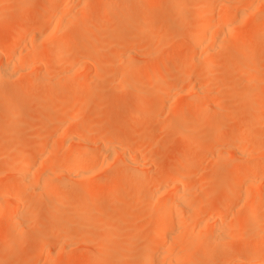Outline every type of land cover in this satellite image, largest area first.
Wrapping results in <instances>:
<instances>
[{"label": "bare ground", "instance_id": "obj_1", "mask_svg": "<svg viewBox=\"0 0 264 264\" xmlns=\"http://www.w3.org/2000/svg\"><path fill=\"white\" fill-rule=\"evenodd\" d=\"M28 1L30 2V0H16V2L21 3V8L19 9L17 16H15L13 19L15 23H18L20 25L18 30L12 34L10 33L11 35L8 34L7 36L4 34H0V55L2 54L3 56V54H5L6 52H8V54L10 52L14 54V52L17 51V47L19 48V43L23 40L25 35L27 33L29 34V32L33 29L35 30H33V36L32 34L30 35L32 37V41H29L31 37H29L28 39L29 42L27 45H30L26 47V45L23 43L25 47H23V49L22 47H20V49H18L17 51L18 54L24 52L22 54L23 57L22 55H17V52L15 53L21 61L24 58L25 63L23 62V64L21 65V61H17L18 58H14L15 56H12L8 59L7 57H5V54L4 57L7 59L5 62H1L0 64V84L3 78H5L7 81H11V79L15 81L14 78L17 79V77H28L30 79V84H33V87L29 84V88L25 87L27 89H30L32 87L31 89L33 90L35 83H41L44 88L48 90L64 91L71 89L75 84H80V87H84L87 86L89 83L93 82V79H91L89 76V72L92 68L91 66L93 65V63H95L94 58L96 60L97 57L94 56L93 58L89 55L87 49L88 46H85L79 50L77 48L72 47L74 46L72 45V41H74L72 39L74 37H72L71 39L70 34H72V36L73 34L74 36H77V33L75 35V32H72L73 30H71L70 28L72 25H70V20H74L75 16L73 17V15L78 14V12L76 13V10H78V8L76 10H73L74 14H71V12H73L72 8H76L77 6H79H76L75 3L76 7H74V2L76 0H44V5L42 7L41 14H36L32 12L29 8L27 9L25 4ZM134 1L146 2V7L144 6L145 8L141 12V15L145 16L156 4L155 0H129L125 4H127L128 7H133ZM195 2L198 3L195 7L193 19L199 20L200 24L193 32V34L188 38L189 47L185 52L186 61L183 65H179L177 66V68H175L176 74L172 75V77L170 78L172 86L176 87L177 85V88L181 87V90H185L188 87V84L190 85L195 82L194 80L193 82L191 80L192 78L194 79L193 76L194 73L197 71V66H199L200 64L203 65L204 63L206 67L205 70L208 69V63L206 62H209L208 60H210L214 55H217V52H219V50L223 49V42L226 38L233 37L234 39V36L237 32H250L252 35V39L251 41H242L239 38V42L236 44L235 48L233 47L234 50H232L234 52L244 51V54L239 60L235 61V63L237 62L238 64H235L234 66H238L239 64L245 63L250 64L252 68L253 65L256 64L258 66L257 70L261 65V68L263 67L264 43L262 45L261 42L264 40V19L262 18V21H258L259 18L258 20H256V17L254 18L253 16H251L249 9L252 10L254 8V4H256V7L259 4L264 11V0H178L177 7L180 12L185 11L187 8H193L194 6L192 5ZM120 3H117L116 0H99L96 3L98 4V7H96L105 13H111V16L113 17V12H116L115 9H117ZM251 6H253V8H251ZM80 8L82 7H79V9ZM81 12L83 14V18H86L84 12ZM52 13L53 16L51 15ZM49 14L52 16L51 18L47 17L49 16ZM65 14L67 16H65ZM70 14L72 15V17H68V15ZM129 19L130 17L127 20ZM165 24L166 23L163 21V18L158 15L152 18L149 27L146 30L147 36L153 37L151 45L152 47H150L151 50L149 51L155 52V49H157L156 47L159 46L158 43L160 41V34L174 33L175 26H167ZM181 24L183 25L184 23L182 22ZM36 25L42 26V29L36 30ZM159 27L160 29H158V31H155V28ZM65 29L66 31H64ZM70 30L72 33H70ZM122 34L123 33H121V35L119 36V39L116 38L117 40H115V42L113 43L114 46L112 45L114 47V50L116 51L115 53H113L115 54L113 55V58H118V60H120L122 63H128L129 61L131 62V58L133 57V53L135 52V50H140V46H142L144 42L146 44V40L140 44L139 40L142 41V39L135 40L133 39V37H128L129 35H127L126 33H124L125 35L123 34L125 37H123ZM231 39L230 41L232 42L233 39ZM108 41L110 42V40ZM111 41H113V39ZM227 41L228 43L230 42L229 40ZM80 42L81 40H79V43ZM44 45L47 48L51 46L55 48H53L54 50L51 48V50H49L48 52V55H50L53 51V56L50 55V58L52 57V61L50 59V63L48 65L46 61L48 55L41 49V47H43ZM85 45H87V42ZM146 45H144L143 47H146ZM227 45L228 44H226L225 46ZM139 47L140 49H138ZM225 48L228 49L229 46ZM89 49H91L90 46ZM146 49H148V47ZM12 53L10 54V56L13 55ZM25 54L27 55L25 56L26 58L24 57ZM148 56H146L145 58H147ZM82 57H84L83 60H85V62H83V64L81 65H78V63L82 60ZM1 58L3 59V57ZM74 58H77L75 59L76 61L80 59L78 60L79 62L77 61L76 63H72V60L70 64L69 59ZM66 59H68L69 61ZM166 59H168V57ZM16 61L21 65L20 67H18L19 64H16ZM66 61L69 64L66 63L67 65L62 66V64H64ZM252 63L253 65H251ZM15 66H17L18 68ZM109 66L110 65H108V67ZM111 66H113V64ZM44 67H46V70L45 72L43 71V74H41L42 72L40 73V71L43 70ZM251 67L249 69H251ZM33 69L36 71L31 72V70ZM254 69H251L250 73H246L247 71H244L245 73L242 74V77L244 78L243 80L242 78L240 80L242 81L241 83H243L244 85L241 87L244 88V95L246 99L248 97L250 98L255 96V92L248 88L252 81H257L256 76L258 77V75L256 73L258 71L254 73L256 76L254 78H251L254 76ZM205 70H203L201 73L200 78L202 79L203 77L205 78L208 75V72L211 71V69L210 71L208 70V72ZM157 71L160 72V70ZM128 72L130 73V75L132 74L131 78L129 74L128 76L126 75ZM128 72L127 68L125 67L122 71H120V74L130 78V81L128 83H130L133 78V81L128 85L131 89L136 90L142 87V89L144 88L145 90L147 87L144 84H151L152 82L151 81L148 83L147 80V82L145 80H142L144 78H141V73H138L141 79L139 77L135 79L136 76L133 77L132 70H128ZM153 73L155 74V72ZM209 74H212V72H210ZM155 75L157 76V72ZM154 77L152 80H155ZM259 77L260 78H258V82H260L261 80L263 81V76L260 75ZM214 81L216 82H207L205 80V83L202 85L196 84L197 87L195 85V87L191 85L187 88V93L190 94V98L184 96L186 99L182 100L183 97H181L182 99L180 98L181 100L178 99V101H181L177 105L178 113L182 114L180 116H183V113H185L188 108L193 107L195 108V112L194 114H192V117L194 119L198 117L196 123L193 124L191 121H188L190 120V116L189 118L187 117L188 120L184 119L185 115L183 116V124L185 123L186 125V123H192L191 125H184V128L187 131L185 132V138H188L189 135L187 134H192V132H196L197 135V131L203 132L204 138L199 137L197 141L195 140L194 145L190 147V149L192 150L187 148L189 147L187 146V144H181V147L187 146L186 148L190 150L189 152H187L188 156L185 154V157L183 156V159H181L182 161L179 160L181 162H173L169 167L165 168L163 170V173L161 172L162 174H160L159 176H155V174H150L151 170L154 168L155 165L151 160L149 161L146 159L147 157H145L147 152L148 155H150L151 153H149V150L145 147L144 142L150 141L155 136V133L153 131L149 130L148 132H146V134L141 135V138H139L135 142L123 137H115L111 135L109 136L106 134H102L100 131H92V133L86 132L81 134L79 133V128L82 123H80L79 121L77 122V120L81 119V116L84 117L87 113V107L90 106V99L87 100V107H85L84 105V109L76 110L74 112V115L69 112L70 110H68L67 107H64L61 111H58L57 114L53 112L52 108L48 107L46 109L47 124L45 125V127L43 126V129L41 130V135L38 136V142H29L27 144H22L23 142H21V144L20 142L18 143L20 144L19 147H21V149H17V151H20L19 154L20 159L22 160V162L20 163L22 166V171L19 173V160L14 157V159H11L10 165L6 173H0V224H2V227L4 226L5 228H9V230L11 229L14 231L13 241H16L17 239L21 238L23 236V231L27 228V226H21L24 223V208L26 209L30 206L36 207L38 205V202H36L32 197L27 196V192H29L28 190L36 192L40 196V200L47 199L50 202L48 204H50L51 207V211L47 212V214L50 213V216L52 217L57 215L58 212H60L61 219L59 222L60 225H58L59 227L61 226L60 232L63 241L61 240V246L59 247L58 245V248L56 250L54 247L51 246L53 244L51 237H45L41 239L39 243L40 253L44 254V260H46V257H48L49 253L51 252L49 246H51V248H54V250L58 253V249L64 248V246L69 241V237H72L71 234L73 233H71L69 227L77 224L79 225V222L81 221L82 223L84 222L87 224L88 219L90 220V224L85 225L89 226V228L92 227L91 231L86 233V238H83L80 235L78 239L82 237L86 242H89L90 237L94 233L93 231L95 230V228L91 226L94 225V223L92 222V217L89 216L88 213L92 215V213H95V211H97V206H102V204L104 205L105 202L109 203L107 201H109V198H111L112 196L109 192V196L105 195L107 194V187H110V192H112L114 196H116L117 193H120L121 189L127 190V192L125 191L127 195L131 193V191H133V193L130 195L133 197L135 195L138 196L140 194L148 192L149 190H153L157 199L153 201L145 200L143 204L138 205V202L140 201L137 200L136 196L134 197V199L135 201L137 200V208L132 209L133 207L127 206L122 207L123 209L121 208V210H114V212L117 211L115 212V220L112 221L109 225H107V229L105 230L107 233L100 240H98L96 244H93L94 242L86 243L90 244L91 246V253L86 258V264H93L95 262V257L99 258V262L101 264L108 262L109 260H111V256H113L114 254H119L120 262H125L129 260L132 251L129 250V248H127L126 246H123L122 248L114 252H103V248L109 243H111L114 238H117V235L114 234V232L117 233L120 228L125 225V223H127L124 227L126 233L124 232L122 234V236L125 238L124 245L130 243L132 238H134L135 235L141 233L145 228L153 229V232L149 235L145 243L144 264H212L213 260L215 259V254L209 253L210 247H212V245L215 243L222 244L223 242H225V239L231 238L239 228H237V222L235 221L240 220V218H242L243 221L245 219L244 222L246 224L252 226L254 225L255 228L253 227V229L255 230H253L251 234L249 233L248 238L255 245L251 247L250 243L249 247L251 248L247 249L248 258H246V256L244 259L245 262H238V264H264V222H261L262 220L264 221V216L263 214H261L262 212L260 209L262 208V206H264V204L261 206V204L264 203V188L262 187L263 190H260V187L264 185V164L260 162V160H258L257 158H253L251 156V153L253 152H250L252 150L249 151V149H253V146H250L252 142L249 141L250 144H248V141H246L245 139V141L243 140L247 132H251V130L254 131L257 126L263 124L264 108H261V111V109H259L257 105L256 107H254V105L250 107V109L253 107V109L250 110L252 117L251 126L245 129L232 128L230 126V123L226 119L214 117L212 116L210 111H207L206 113L200 112L201 110H203L206 104L209 106V110H214V106L217 109L218 103L216 102L221 99V96L216 97L215 100L213 98L214 95L213 97H208L209 99L213 98V101H211V99L210 101L209 99L206 100L207 98L203 99L208 94L209 96H212L211 91L215 89V85L219 84L216 78ZM7 91L5 92L6 94L9 92ZM182 91L178 92L182 93ZM168 92L170 91H168L167 88L165 100L162 103V107L165 105L164 110H166L167 113L173 107V103L169 102L173 99V96L171 95L172 99L170 100V93L168 95ZM27 93L31 94V90H28ZM183 93L185 92L183 91ZM205 100L209 102H205ZM251 100L253 99L251 98ZM66 105H69V103H67ZM3 106L6 107V109L9 108V105H7L6 103L4 104V102H2L1 107ZM135 108L136 109H134V112L126 118V122L133 121L134 118L143 120L144 118H146V116L141 111H139L140 109L138 104L135 106ZM216 109L214 112H217ZM74 110L75 108L73 109V111ZM155 111L159 112L158 107H156ZM172 111L173 110H171L170 112ZM12 113L7 118L8 121L20 116L22 112L21 110L17 109L14 110V112L12 110ZM67 113H71L73 116H71L70 118L67 117L66 119H69V122L65 120L68 123H66V128L62 127L61 130H59V132H62L61 136H64L63 132L66 131V136H64L67 137L65 138L66 143L62 147L59 146V150H57V148L55 151H52V149H55V138H52L54 136H57L58 133H56V131L58 132V130L53 129L54 125L53 127H51V122L57 120L60 117H64V115H67ZM176 117L179 118L178 116ZM97 122L99 123V119H97ZM176 122H178L177 125H183L181 123V118L175 121V124ZM55 126L57 125L55 124ZM86 126L87 125H85L84 128L88 129V127ZM178 127L183 130V126ZM62 129L65 131H63ZM214 131H216V134L212 141L209 137ZM225 132H232L236 136V138H234L235 140L233 139V144L232 142L228 144V147L230 148H228V150L230 152H227L231 153V158H229L230 160L226 159L227 161H229L227 166L228 171L223 172L221 168V170L219 169V172L221 171L219 177L222 180L224 179V181L222 182L223 186L221 185L222 187L220 193L222 199L219 203H215V206H212V202L207 203L208 205L206 203L200 204L199 192H201V189H205L204 186L206 184L202 180L203 178L204 180H208V178L214 176L215 171L213 169L205 171L204 169L206 168L203 167L205 159L203 157L193 158V153L201 147H206L210 150L214 146V148L211 149V153L210 151H207L208 154L210 153V156L212 154V157H210L208 154L207 155L208 157L212 158L213 162L216 163L220 161L222 163L224 160L225 163L220 164L224 166L227 163L225 161V156L229 154L225 152V145L227 146V144L223 143L224 145H222L220 139L225 134ZM142 133H144V131H142ZM64 137L62 138V143L64 141ZM58 138H60V136L57 137L56 140ZM192 141L194 142L193 139ZM217 141L220 142L218 143V145L221 144V148L222 146H224V148H222L223 150L221 151V155L213 154V149H216V147H218V145L215 147ZM14 145L16 146V144ZM262 147L264 146H259V148ZM248 151L249 153L247 154ZM47 152L48 154H51L48 155L46 154ZM52 152H54L55 154ZM225 153H227V155ZM249 154L250 156H248ZM32 158L33 161H30L32 160ZM60 158L61 160H63V162L60 160L63 163H61V168L60 165H56L57 161V164L60 162ZM206 159L208 160V158ZM111 161L113 163L110 165ZM147 161L148 164H146ZM54 166L56 169H52ZM39 167H42L43 171L37 170V168ZM58 167L59 169L57 170ZM218 167L219 166L217 164V168ZM217 168L215 167L214 169ZM34 169L37 172L41 173L38 176H35L37 173H35L36 171ZM55 170L56 172L54 173ZM129 170L131 171L129 172ZM140 170H145V173L142 174L145 177H141V175L139 174ZM100 171H102V175H100L101 177H96V174L98 175V172ZM13 175L18 176L19 180L14 183H10V180ZM226 177L228 179V183L226 182L227 184L225 185L224 183ZM64 180H66V182L69 181L75 183L77 187L75 185L76 188H72L73 184L70 183L72 184V187L70 186L69 188V186H65L64 193L61 194L64 197H60L59 195V197L54 198L56 195L54 197L53 195H51L52 191L54 190L53 188L60 185L63 186ZM111 185L114 186L113 188L116 189L117 192L111 188ZM111 189L113 191H111ZM129 190L130 192H128ZM114 192L116 193L114 194ZM70 195H74L76 196V200L78 198L80 199V201H82L80 205L83 207V209L82 207H80L79 209H82L83 211L75 209L74 211H79H76L78 212V214H76L75 212H70V203L67 200V197ZM243 195L244 199L242 200ZM51 197L53 198V200L51 199ZM120 197L122 196L119 195L118 199L117 196L112 197L111 200L116 198L117 201L120 203L122 201L130 202V197L128 199L124 198L125 196L122 197L124 198V200H121ZM234 198L236 202L234 201L235 203L233 205L232 200H234ZM49 199H51L52 201H50ZM237 200L241 201L238 202ZM123 202L122 204L126 205V203ZM53 205L55 206V208L52 209V207H54ZM232 206L238 208L236 209L233 207L237 210H235L234 213L232 212V210L230 212ZM93 209L95 210L93 211ZM61 210L64 213H62ZM89 211L93 212L90 213ZM228 213L234 214L233 216H230L229 214L230 219L233 218L231 221L235 219L234 223H232L231 221L230 223L229 221L226 222V217H229ZM259 214L260 216H258ZM261 215L263 217H261ZM261 218L263 219L260 221ZM86 220L87 222H85ZM17 227L20 228L17 229ZM95 227L97 228L96 225ZM74 239L76 238H73L72 243L71 241H69L72 246L76 243H73L75 241ZM78 239H76L77 242L82 241L83 243V239ZM70 243L69 245L71 246ZM214 246L215 245H213V247ZM155 252H157V254H155ZM187 252H190V255L193 254L192 257H189V254H187ZM59 253H64L63 249L61 250V252L59 251ZM186 255L189 258H186ZM38 256L32 257L29 261V264H37V261H41L43 256H40L41 259L38 258ZM69 257L65 258L62 264H69ZM234 257L231 255V257L229 259L227 258L226 261H230ZM221 263L225 264V260L224 262H220V264ZM0 264L5 263L4 261H0Z\"/></svg>", "mask_w": 264, "mask_h": 264}, {"label": "rangeland", "instance_id": "obj_2", "mask_svg": "<svg viewBox=\"0 0 264 264\" xmlns=\"http://www.w3.org/2000/svg\"><path fill=\"white\" fill-rule=\"evenodd\" d=\"M98 1L99 0H76L74 2V7H76L77 5L79 6H77L76 8H72V11L78 8V10H76V13L78 12V14L73 15V17L75 16L74 20L72 19L70 20V25L72 24L70 27L71 30H73L72 32H75V35L77 33V36H74V34L72 36V34H70L71 39L72 37L75 38V39L74 38L72 39L74 40L72 41V45H74L72 47L77 48L79 50L85 46H88L87 49H88L89 55L93 58L94 56L97 57L96 60L94 58V62L96 63V65L95 63H93V65L91 66L92 68L89 72V76L91 79H93V82L90 81L91 83H89L87 86H84V87H80L79 86L80 84L79 85L75 84L69 90H64V91L63 90H55V91L53 90L52 91V90H48L44 88V86L41 83L40 84L35 83V86L32 90L31 88L33 87V84H30V79L28 77L26 78L17 77V79L14 78L15 81H13V79H11V81L10 80L7 81L5 78H3L0 84V173L1 172H4V174L6 173L10 165L11 159H14V157H16L17 160H19V163H18L19 173L22 171V166L20 164L22 162V160L20 159V154H19L20 151H17V149H21V147H19L21 142H23L22 144H27L29 142L30 143L38 142L39 140L38 136L41 135V130L43 129V126L45 127V125L47 124V120H46L47 110L46 109L48 107L52 108L53 112L56 114L58 111H61L64 107H67V109L70 110L69 112H71L74 115V112L76 110L84 109V105L85 107H87L86 106L87 100L90 99V102L88 101L90 103V106L87 107L89 110L86 108L87 113L85 114V116L84 117L81 116V119L77 120V122L79 121L80 123H82L81 126L79 125L81 128V131L79 128V133L81 134L86 133V132L92 133V131H100L102 134H106L109 136L111 135L115 137H123V138H127L135 142L139 138H141V135L146 134V132H148L149 130L153 131L155 133V136L150 141L144 142V144H145V147L149 150V153H151L150 155L147 154L148 152L146 153V156H145L147 157L146 159L149 161L151 160L153 164L155 165L154 168L151 170L150 174H153V175L155 174V176H159L160 174H162L163 170L169 167L173 162H178L179 160L183 159V156L185 154L188 156L187 152L192 150L190 149V147L194 145L195 140L197 141L199 137L204 138L203 132L201 131H197V135H196V132L194 133L192 132V134L189 133L187 135H189L188 138L189 137L190 138L189 139L185 138L186 136L185 132L187 131L184 128L185 123L183 124L182 120L184 119L188 120L187 117L189 118L190 116L189 118L190 120L188 121H191L193 124L196 123L198 117H196V119L192 117L193 116L192 114H194L195 112V108L193 107L188 108L185 111V113H183L186 117V118L184 117V119H183L184 115L180 116L182 114L178 113L177 111V105L179 104V102H181V101H178V99H180L181 97H183V99L181 98L182 100L186 99L184 96H187V98H190L189 96L190 94L187 93L188 92L187 88L189 86L195 85L197 87L196 84L202 85L205 83V80L207 82L208 81L216 82L214 81L216 78L219 84L215 85L217 87L214 86L215 88V89L213 88L214 90L211 89L213 91V92L211 91L212 96H209L208 94L203 99L207 98L206 100H208L209 99L208 97H213L214 95L213 98L215 100L216 97L221 96V99H220L221 101L219 100L218 102H216L218 103V105L216 104L217 109L214 106L213 107L214 110H209L208 109L209 106L206 104L205 105L206 108L204 107L203 110L201 111L199 110V111L203 113L210 111L212 116L226 119L230 123V126L232 128H240V129L249 128V126H251V119H252L250 110L253 109V107L251 109L250 107L253 105L254 107H256L257 105L259 109L264 108V84H263L264 83V79H263L264 70H262L264 69V64H263V67L261 68L262 66L261 65L258 68V70H257L258 66L255 63H254L255 65H253V63L251 64L253 65V68L250 66V64H245V63L239 64L238 66H234L235 64L236 65L238 64L237 62L235 63V61L239 60L243 56L244 51L234 52L233 50L236 44L239 42V38L242 41H245V40L251 41L252 35L250 32H237L234 36V39L233 37H231L233 40L231 38H226L223 42V49L219 50V52H217V55H214L215 57L213 56L210 60H208L209 62H206L208 63V66H207L208 69L205 70L206 67L204 63H203L204 65L203 66L198 62L200 65L197 66L198 67L197 71L194 73V76H193L194 79L192 78L191 80L192 82L194 80L196 83L190 82L192 84L190 85L188 84V87L185 90L182 89L185 92L183 93V91L181 90V87L177 88L178 87L177 85L176 87L171 85L170 78L172 77V75L176 74L175 68L185 63L186 61L185 52L187 48L189 47L188 38L193 34V32L196 30V28L200 24L199 20L193 19V15L195 13V7L197 6L198 2H195L192 5L194 6L193 8H187L185 11L180 12V10L177 7L178 0H155L156 1L155 6L145 16V15H141V12L146 7L145 1H140L141 3L138 1H134L133 7L132 6L128 7L127 4L125 3L128 2L129 0H116L117 3L121 2L120 3L121 5L120 4L118 5L117 9H115L116 12H113V17H112L111 13H108V12L105 13L99 10V8H97L98 4L96 3ZM136 2H138L139 5ZM43 3H44V0H35V1L30 0V2L28 1L25 5L27 9L29 8L32 12L36 14H41L42 7L44 5ZM75 3H76V6H75ZM253 6H251V8H253L252 10L249 9L251 16H253L254 18L256 17V20H258L259 18L258 21H262L264 19L263 8L259 4L257 5V7H256V4H254ZM79 7H82V8L79 9ZM20 8H21V3L16 2V0H0V34H4L7 36L8 34L11 35L12 33L18 30L20 25L18 23H15L13 19L15 16H17ZM81 11L84 12V15L86 16V18H83V14ZM71 14H74V11L71 12ZM71 14L68 15V17L70 16L72 17ZM51 15L53 16V13ZM51 15L49 14V16L47 17L51 18L52 17ZM157 15L163 18V21L166 23L165 25L175 26L174 27L175 31L174 33H171V34H160V41L158 43L159 46L157 45L158 47H156L157 49H155V52H152L149 50H151L150 47H152L151 45H152L153 37L147 36L146 30L149 27V24L152 18ZM65 16L67 15L65 14ZM129 17L130 19L127 20ZM177 19L179 20V22ZM182 22L184 23L183 25L181 24ZM41 27L42 26L36 25V30L38 29L41 30L42 29ZM158 29H160V27L155 28V31H158ZM33 30L30 31L29 34L27 33L25 35L26 38L24 37L22 40L23 42L21 41L19 43V48L17 47L16 49L17 51L18 49H20V47H22L23 49L25 45L26 47L30 45V44L29 45L27 44L29 41L30 42L32 41V37L30 35L32 34L33 36L34 31H35ZM71 30H70V33H72ZM64 31H66V29ZM80 33H81V36H80ZM121 33L123 34L126 33L127 35H129L128 37H133V39L135 40L142 39V41L139 40L140 44L146 40V44H147L146 45L144 42V44L140 46L141 49L140 47L138 48L140 50L136 49L135 50L136 53L135 52L133 53L134 58L132 57L131 58L132 60L130 59L131 62L129 61L128 63H122L120 60H118V58H115V59L113 58L114 57L113 55H115L113 53L116 52L114 50L113 43L115 42V40L119 39V36L121 35ZM124 35L123 37H125ZM29 37H31V39L28 41ZM112 39L113 41H111ZM230 39L232 40V42L230 41ZM79 40H81L82 43L81 42L79 43ZM108 40H110V42ZM227 40H229L231 43L233 42L235 43L233 44H231L230 42L228 43ZM86 42H87V45H85ZM23 43L25 45H23ZM261 43L263 45L264 40ZM226 44H228L227 46H229L228 49L225 48L227 47L225 46ZM144 45H146V47H143ZM89 46L91 49H89ZM43 47H41V49L43 52L47 53V55L49 54L48 53L49 50H51V48L52 49L54 48L53 46L48 47V48L46 46L44 48ZM147 47L148 49H146ZM17 51H15L14 54ZM150 52L152 55L150 54ZM11 53L12 52L8 54V52H6L5 57L9 59V57L15 56L14 58H18L17 61L19 62L20 59L17 55L21 56L24 52H22L21 54H18L17 52V55L16 54L14 55L12 53L13 55L10 56ZM5 54H3V56L2 54L0 55V64L1 62L3 63L6 61L7 58L4 57ZM50 55L53 56V51ZM50 55L47 56V60H46L47 65L50 63V59L52 61V57L50 58ZM25 56L27 55L25 54L24 57ZM146 56L148 57L145 58ZM1 57H3V59ZM167 57L168 59H166ZM77 58L69 59L70 61L68 59L66 60H68L69 63L72 62V60H73L72 63H76L78 60H80L78 59L76 61L75 59ZM83 59L84 57H82V60L80 62L78 61L80 63V64L78 63V65H81L83 64V62H85V60ZM18 62L16 64H19ZM23 62L25 63L24 58L22 59L20 64L22 65ZM66 63L68 62L66 61L64 64H62V66L67 65ZM20 64L18 65V67L21 66ZM112 64L113 66H111ZM108 65L110 66L108 67ZM125 67L127 68V72L128 70H132L133 77L136 76L135 79L139 77V74L141 73L142 75L141 78H144L142 80H145V81L147 80L148 83L152 81L151 84L145 83L144 85H146L147 87L145 90L144 88L142 89V87L136 90L129 88L128 85L133 81V78H132V81L128 83L130 81L132 74L130 75L129 72L126 74L127 76L129 74L130 78L120 74V71H122ZM250 67L251 69L255 68L254 69L255 71L252 70L253 74L258 71L256 73L258 77L255 74L253 77L250 76L251 78H254L256 76L257 81L255 82L254 80L249 85L248 88L251 89L253 92H255V96L250 97V98L248 97L247 98L248 100H247L244 95V88L241 87L244 85L243 83H241L242 81L240 80L241 78L242 80L244 78L242 77V74L245 73L244 71H247L246 73H250V70H251L249 69ZM209 68L211 69V71ZM45 70H46V67H44L43 70L40 71V73L42 72L41 74H43ZM157 70H160V72ZM203 70L207 72L209 70L210 72H212V74H209L210 72H208V75L205 78L203 77L202 79L200 78V76ZM33 71H36V70L34 69L31 70V72ZM153 72H155V74L157 72V76ZM260 75L263 76V78L261 77L263 81L261 80L260 82H258V78H260L259 77ZM153 77L155 80H152ZM199 78L201 79V81ZM29 84L32 87L30 89H27L30 87ZM167 88H168V91H170L167 93L168 95L170 93V100L172 99L171 95L173 96V99H172L173 101L171 100L169 102L173 103V107H174L170 109V111L171 110L173 111L172 112L168 111V113L166 112V110H164L165 105L162 107V103L165 100ZM28 90H31V94L27 93ZM6 91L9 94L8 93L6 94L5 93ZM178 91H182V93L181 92L179 93ZM171 93H173L174 95ZM213 98L212 99L210 98L211 101H213ZM251 98L253 100H251ZM206 100L205 102H209ZM249 100L252 102H250ZM2 102H4V104L6 103L7 105H9V108L6 109V107L4 106L1 107ZM67 103H69V105H66ZM137 104L139 105V109H140L139 111H141L146 116V118H144V120L134 118L133 121L126 122V118L130 116L131 113L134 112V109H136L135 106ZM73 107L75 108L74 111H73L74 109ZM156 107H158L159 112L155 111ZM17 109L21 110L22 112L21 115L8 121L7 118L11 115L12 110L14 112V110H17ZM215 109L217 110V112H214ZM68 113L67 115H64V117H60L57 120H54L53 122H51V125H52L51 127H53L54 125L53 129L58 130V132L56 131V133H58L57 136H54L52 138V139L55 138V142H54L55 149L54 150L52 149V151H55L59 146L62 147L66 143L65 138L67 137H64L66 136L65 134L66 131L63 130L64 129L63 128L62 130L65 132H63L64 136H61L62 132H59V130H61L62 127L66 128V123L69 122V119H66V118L67 117L70 118L71 116H73L71 113L70 114ZM263 114H264V110H263ZM176 116L178 117L180 116L179 118H181V123L183 125H177L178 122H176L175 124V121L179 119ZM97 119H99V123L97 122ZM192 123H186V125H191ZM55 124L57 126H55ZM85 125H87L86 127H88V129L84 128ZM82 126L84 130L82 129ZM178 126H181V127L183 126L184 131ZM257 127L254 129V131L251 130V132L250 131L247 132L243 140L245 139L246 141H248V144H250L249 141L252 142L250 146H253L252 147L253 149L251 148L249 149V151L252 150L250 152H253L251 153V156L253 158L254 157L257 158L258 160H260V162L264 164V147L259 148V146L260 147L264 146V122L263 124ZM142 131H144V133H142ZM215 134H216V131L212 132L211 136L209 137L212 141L215 137ZM58 135L60 136V138H58L57 139L58 141H57L56 138L59 137ZM63 137H64V141L62 143ZM234 138H236V136L232 132H225V134L220 139L222 142L221 143L222 145L227 144V146L225 145V152L229 151L228 144H230L231 142L233 144L235 140ZM192 139L194 140V142L192 141ZM219 141L216 142L215 147L218 145V143H220ZM19 142L20 144H18ZM14 144H16V146ZM181 144H184V145L187 144V146L189 147L183 146L184 147L183 148L181 147ZM221 144H219L218 147H216V149H213L214 153L213 152L212 153L214 155L222 154L221 151L223 150L222 148H224V146H222L221 148L220 147ZM186 147L189 148L190 150L187 149ZM256 147H258L259 149ZM59 148L57 150H59ZM212 148H214V146ZM211 149L209 150V148L201 147L196 152L193 153V158L203 157L205 159V162L203 163V167L206 168V169L204 168L203 169L205 171L212 170V169L215 171V175L208 178L209 181L207 179H205L206 180L205 181L204 178L203 180L201 179L206 184L204 186L205 189H201V192H199L200 193V197H199L200 204H204V203L207 204L209 202H212V206H213L215 203H219L222 199V196L220 193H221V187L223 186L222 182L224 181V179L222 180L219 177L220 176L219 174L221 172V171L219 172V169L221 168L223 172L228 171L227 166H228L229 161H227L226 159L230 160L229 158H231V155H230L231 153H229L230 151L227 152L230 156L227 155V153H225L228 156V158L227 156H225L226 157L225 161L227 163L223 166L220 164L225 163L224 160L222 163L221 161L216 163V162H213L212 158H210L212 157V154L211 156L209 155L211 153ZM207 151L208 152L210 151V153L208 154ZM249 151L247 152V154L249 153ZM46 154H48V152ZM207 154L210 157H208ZM248 156H250V154ZM206 158H208V160ZM60 160L61 158L59 159V161ZM30 161H33V158ZM61 161L63 162V160ZM61 161L58 164H57L58 161L56 162V165L57 166L60 165V168H61V163H62ZM112 163L113 162L111 161L110 165ZM146 164H148V161ZM217 164L219 166L218 168H217ZM55 166L52 169H56ZM215 167L217 169H214ZM39 168H37V170L43 171L42 167L40 169ZM58 169L59 167L57 168V170ZM130 171L131 170H129V172ZM55 172L56 170L54 171V173ZM35 173H37L35 176H38L41 172L39 173L36 171ZM144 173H145V170H140L139 174L141 175V177H145L144 175H142ZM100 175H102V171L98 172V175L96 174V177H101ZM225 179L226 180L224 184L226 185L228 183V179L227 177ZM18 180H19L18 176L13 175L10 180V183L12 182L14 183ZM70 183L72 182H69V181L66 182V180H64L63 186L60 185V186L53 188L54 190L52 191L51 195H53V197L56 195L54 198L59 197V195L60 197H64L61 194L64 193L65 186H69L70 188V186L72 187V184H73L72 188H74L76 185L75 183H72V184ZM111 186H112L111 188L114 191H116V189L113 188L114 186L113 185ZM262 187L264 188V185L260 187V190H263ZM109 188L108 187L106 188V193H107L105 194L106 196H109L108 194L109 192L112 197L117 196V199L119 198V195L122 197L125 196L124 198L126 199L130 197V200H129L130 202L122 201L123 203H126V205H123L122 202L121 203L118 202L116 198L111 200L112 198L111 197L109 198L111 201L110 200L107 201L109 203L105 202L106 204L104 203V205L102 204V206H99V207L97 206V208L95 207L97 210L95 211V213H92L95 209H93V211L91 212L89 211L90 213H92V215L89 213L88 215L92 217L91 219H92V222L94 223V225H91V226L95 228V230L93 231L94 233L92 234L89 240L90 243L94 242L93 244H96L97 241L100 240L107 233L105 231L107 229V225H109L112 221L115 220V216H116L115 212L117 211L114 212V210H121L122 207H127V206L133 207L132 209H134V208H137L139 204L140 205L143 204L145 200L153 201L157 199L153 190L152 191L149 190L148 192H145L138 196L137 195L134 196V197L137 196L136 197L137 200L142 202V203L138 202V205H137L136 204L137 200L135 201L134 197L130 196L133 193V191H131V193L127 195V193H125V191L127 192V190L121 189L120 190L121 192L117 193V195L114 196L113 193L110 192ZM112 189L111 191H113ZM28 191L29 192H27L28 194L27 196L32 197L36 202H38V205L36 207L30 206L26 209L24 208L23 210V222L24 223L21 226L22 227L27 226L26 230L23 231V236L17 239L16 241H13L14 231L11 229L9 230V228H5L4 226L2 227V224H0V261H4L5 264H29V261L32 257L38 256L40 254H41L40 256H43L44 254L40 253L39 243L41 239L45 237L52 238L53 244L51 246L54 247L56 250L58 248V245L60 247L63 241V238L60 232L61 226L59 227L60 225L59 222L61 219L60 212H58L57 215L51 217L50 213H48L49 215L47 214V212L51 211L50 204H48L50 202L47 199L40 200V196L36 192L34 191L32 192L30 190ZM116 192H114V194ZM128 192H130V190ZM122 197H120V199L124 200V198ZM75 198L76 196L70 195L67 197V200L70 203V208H69L71 209L70 212H75L76 214H78L79 211H83L82 210L83 207L80 205L82 201H80V199L78 198L76 200ZM51 199L53 200L52 197ZM51 199L49 200L52 201ZM243 199H244V195H243L242 200ZM116 201L118 202V205ZM232 201L234 205V203L236 202L235 198ZM237 201L240 202L241 200H237ZM114 203L116 206L114 205ZM129 203L134 204V205H131ZM263 204L264 203H262L261 206ZM80 207H82V209H79ZM233 207L236 208L235 206H232L231 207L232 209H230V212L232 210V212L234 213L235 210L238 208L234 209ZM53 208H55V206L52 207V209ZM75 209H78L79 211L76 210L78 211L76 212L74 211ZM260 209L262 212L261 214H263L264 216V213H263L264 206H262V208ZM229 214L230 216L234 215L232 213H228V216ZM230 216L226 217V222L229 221L230 223V221L233 219V218L230 219ZM258 216H260V214ZM263 216L261 215V217ZM263 218H261L260 221ZM234 220L231 222L234 223ZM0 221H1V218H0ZM89 221H90L89 219H88V222L87 220L85 221L87 222V224L84 222L82 223L81 221L79 222V225L77 224V225L70 226L69 230H71V233H73L71 234V236L73 237L74 235L73 238H76V239H78L80 235L83 238H86V233L91 231V228H92V227L89 228V226H86L90 224ZM244 221L242 218H240V220L238 221L237 220L235 221L237 222V228L239 227L235 233L236 235L234 234L231 238L225 239V242H223L222 244L215 243L213 244L215 245L214 247L213 245L212 247H210L209 253L215 254V259L213 260L212 264L214 263L220 264V262L222 261L224 262V260H225V264H236V263L238 264V262H242V263L245 262L244 259L246 256H247L246 258H248L247 249H250L252 246L255 245L248 238V236H249V233L251 234V232L255 229H253L254 225L252 226V225L246 224ZM261 222H264V221L262 220ZM126 224L127 223H125V225ZM95 225L97 226V228L95 227ZM125 225H123L117 233L114 232V234L117 235V238H114L111 241V243L105 246L103 248V252L105 253L114 252L122 248L123 246H126L127 248H129V250L132 251L131 257L129 258V260L125 262H120L119 254L118 255L114 254L113 256H111V260H109L108 262L102 263V264H144L145 243L149 235L153 232V229L145 228L141 233L135 235L134 238H132V240L130 241V243H127L124 245L125 238L122 236V234L126 231L124 230ZM19 228L20 227H17V229ZM72 237H69V241H71V243L73 241ZM82 237H80L79 239L82 240L83 239ZM76 239H74L75 241L73 243L75 242L76 243L75 245L73 244V246L68 241L67 243L68 245L66 244L65 245L66 247L64 246V248H62L64 253H61V254L59 253V251L61 252L62 249H58V253H59L58 254L57 251L54 250V248H51V246H49L50 247L49 249L51 251L49 253V256L46 257L47 259L45 258L46 260H44V256L42 257V259L40 256H38V258H40L41 261L39 262L37 261V264H62L65 258H68L69 256H70L69 264H86V258L91 253L90 251L91 246L90 244H86L89 242H86L84 239H83V243L82 241L77 242ZM69 243L71 244V246L69 245ZM250 243H251V247H249ZM52 249L54 252L52 251ZM67 250L70 252H68ZM189 253L190 252H187V254ZM155 254H157V252H155ZM192 255L189 254V257H192ZM231 255L235 257L231 259L230 261H226V259L227 258L229 259ZM187 257L188 256L186 255V258ZM93 264H101L99 262L98 257H95V262Z\"/></svg>", "mask_w": 264, "mask_h": 264}]
</instances>
